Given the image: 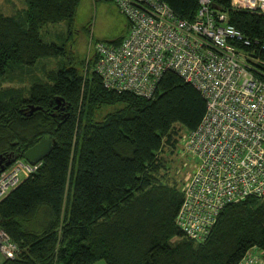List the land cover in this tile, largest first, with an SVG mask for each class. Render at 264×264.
<instances>
[{"label": "trees", "instance_id": "trees-1", "mask_svg": "<svg viewBox=\"0 0 264 264\" xmlns=\"http://www.w3.org/2000/svg\"><path fill=\"white\" fill-rule=\"evenodd\" d=\"M22 1L16 13L0 8V80L9 71L22 77L46 57L61 60L50 80L0 95V170L43 136L56 144L0 201V228L19 248L3 264H237L250 247L264 250V197L226 206L201 243L175 224L182 191L162 180V152L174 149L180 130L197 127L206 110L203 95L172 70L162 74L150 98L106 88L94 71V51L87 59L65 42L41 37L47 24L72 25L80 0ZM165 1L189 20L199 5ZM211 4L226 11L243 36L258 41L238 46L264 57V13L232 10L231 0ZM257 66L264 72V64ZM100 104L122 106L93 121ZM36 105L41 108L31 111Z\"/></svg>", "mask_w": 264, "mask_h": 264}, {"label": "built area", "instance_id": "built-area-1", "mask_svg": "<svg viewBox=\"0 0 264 264\" xmlns=\"http://www.w3.org/2000/svg\"><path fill=\"white\" fill-rule=\"evenodd\" d=\"M111 1L128 30L117 44L95 42L94 71L103 85L150 98L172 70L206 100L202 119L185 138L196 167L182 184L175 216L180 231L201 243L226 206L264 197V72L257 66L264 57L238 46L258 41L243 36L211 0H199L192 20L176 15L165 0ZM230 8L264 13V0H231ZM40 164L18 158L1 169L0 201ZM18 253L0 228V264ZM237 264H264V250L250 247Z\"/></svg>", "mask_w": 264, "mask_h": 264}, {"label": "rangeland", "instance_id": "rangeland-1", "mask_svg": "<svg viewBox=\"0 0 264 264\" xmlns=\"http://www.w3.org/2000/svg\"><path fill=\"white\" fill-rule=\"evenodd\" d=\"M23 4L22 0H0V8L4 13H16L18 8L23 7ZM127 30L126 18L111 0H80L72 25H69L67 20L47 24L41 29V37L47 42H65L71 46L74 53L88 59L95 50V42L111 43L122 38ZM57 58L46 57L39 60L33 67L22 71L20 74L22 77H19L15 72L13 75V72L9 71L0 80V95L10 91L19 93V90L15 88L21 86L28 88L31 81L35 79L50 80L51 69L57 67V63L61 60V58ZM26 93L27 91H25ZM121 106L122 104L97 105L90 118H93V121H101L110 111ZM186 135V131L180 130L174 149L171 152L169 149L162 152L166 158V166L159 174L164 175L162 180L167 184L182 187V184L192 175L196 167V159L187 152L186 145L184 146Z\"/></svg>", "mask_w": 264, "mask_h": 264}, {"label": "water", "instance_id": "water-1", "mask_svg": "<svg viewBox=\"0 0 264 264\" xmlns=\"http://www.w3.org/2000/svg\"><path fill=\"white\" fill-rule=\"evenodd\" d=\"M59 99L60 97L57 99V102L60 101ZM38 108H41V106H31V111ZM54 144H56V140L54 138L43 136L39 141L24 151L22 158L31 163L40 162L45 158ZM8 162L6 164H8Z\"/></svg>", "mask_w": 264, "mask_h": 264}, {"label": "crops", "instance_id": "crops-1", "mask_svg": "<svg viewBox=\"0 0 264 264\" xmlns=\"http://www.w3.org/2000/svg\"><path fill=\"white\" fill-rule=\"evenodd\" d=\"M92 1V0H91ZM94 1V0H93ZM23 6H25V4H23ZM102 260H100V261H96L95 263H93V264H106L104 261L103 262H101Z\"/></svg>", "mask_w": 264, "mask_h": 264}]
</instances>
